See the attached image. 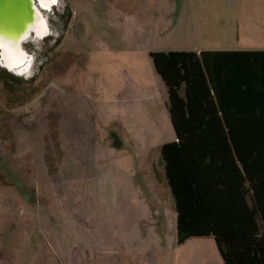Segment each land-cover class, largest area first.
Wrapping results in <instances>:
<instances>
[{
	"label": "rangeland",
	"instance_id": "rangeland-1",
	"mask_svg": "<svg viewBox=\"0 0 264 264\" xmlns=\"http://www.w3.org/2000/svg\"><path fill=\"white\" fill-rule=\"evenodd\" d=\"M44 14L49 33L23 42L32 74L0 67V264L213 258V236L177 241L162 157L177 135L150 52L264 49V0H58Z\"/></svg>",
	"mask_w": 264,
	"mask_h": 264
},
{
	"label": "trees",
	"instance_id": "trees-1",
	"mask_svg": "<svg viewBox=\"0 0 264 264\" xmlns=\"http://www.w3.org/2000/svg\"><path fill=\"white\" fill-rule=\"evenodd\" d=\"M150 55L177 135L162 157L178 243L213 236L225 264H264V49Z\"/></svg>",
	"mask_w": 264,
	"mask_h": 264
},
{
	"label": "water",
	"instance_id": "water-1",
	"mask_svg": "<svg viewBox=\"0 0 264 264\" xmlns=\"http://www.w3.org/2000/svg\"><path fill=\"white\" fill-rule=\"evenodd\" d=\"M37 3L41 6L40 0H0V37L15 42L25 39L27 35H36L34 22ZM3 48L0 43L2 61L5 60ZM25 63L26 61L21 66Z\"/></svg>",
	"mask_w": 264,
	"mask_h": 264
},
{
	"label": "crops",
	"instance_id": "crops-1",
	"mask_svg": "<svg viewBox=\"0 0 264 264\" xmlns=\"http://www.w3.org/2000/svg\"><path fill=\"white\" fill-rule=\"evenodd\" d=\"M187 1H191V2L196 1V2L200 3L203 0H187ZM188 16H189V18H188L189 23H190L191 19L195 20L194 21L195 24H193V26H194L193 28L195 30H198V32H200V33H202L201 30H203V29H204L203 32L208 30L207 28L202 26V23H205V22H204L203 17L200 15L199 12L195 11L193 15H188V13L186 14V12H185V18H187ZM213 30H215V29H213ZM220 30H222V29H220ZM206 49H235V47L233 45H225V44H220V46H206V47L194 45V49H187V50L201 51V50H206ZM153 73H154L155 78H156V84H157V86H159L160 85V78H162V77L157 72L156 68H155V72H153ZM165 102H166L165 113L168 115V111H169L168 105H169V103L166 101V98H165ZM169 114H170V111H169ZM195 252H187L186 254H185V252L183 254L182 253L180 254V252H179L177 254L178 263L179 264H197V263H200V264L201 263L202 264H225L223 256H222L220 250L219 251H216V250L213 251L214 252V253H212L213 254V258L209 257V254H208L209 252H207V250H199V254H198L197 251H195ZM196 257H198L200 261L197 262V260L193 259V261L195 263L192 262L191 258H196Z\"/></svg>",
	"mask_w": 264,
	"mask_h": 264
},
{
	"label": "bare ground",
	"instance_id": "bare-ground-1",
	"mask_svg": "<svg viewBox=\"0 0 264 264\" xmlns=\"http://www.w3.org/2000/svg\"><path fill=\"white\" fill-rule=\"evenodd\" d=\"M41 6L37 3L36 6V18L34 22V28L36 30V35L32 34L30 36L27 35L25 39L23 38L21 41H13L12 39H4L0 37V43L3 45L4 57L9 58V63L22 65L23 62L26 61L24 55L22 53H27L23 48V42L27 40L29 37L34 36L36 38L44 37L49 33V24L47 18L44 14V10L50 9L56 3H48L47 0H40ZM3 62V61H2ZM27 62V61H26Z\"/></svg>",
	"mask_w": 264,
	"mask_h": 264
},
{
	"label": "clouds",
	"instance_id": "clouds-1",
	"mask_svg": "<svg viewBox=\"0 0 264 264\" xmlns=\"http://www.w3.org/2000/svg\"><path fill=\"white\" fill-rule=\"evenodd\" d=\"M26 59V63L21 66L19 64L9 63V58H6L3 63H0V67L7 68L10 72H14L16 75H31L30 69L32 68V57L28 56L27 53H22Z\"/></svg>",
	"mask_w": 264,
	"mask_h": 264
},
{
	"label": "snow or ice",
	"instance_id": "snow-or-ice-1",
	"mask_svg": "<svg viewBox=\"0 0 264 264\" xmlns=\"http://www.w3.org/2000/svg\"><path fill=\"white\" fill-rule=\"evenodd\" d=\"M47 2L54 4V3H56V0H47ZM0 62H2V60H0Z\"/></svg>",
	"mask_w": 264,
	"mask_h": 264
},
{
	"label": "flooded vegetation",
	"instance_id": "flooded-vegetation-1",
	"mask_svg": "<svg viewBox=\"0 0 264 264\" xmlns=\"http://www.w3.org/2000/svg\"><path fill=\"white\" fill-rule=\"evenodd\" d=\"M4 69H6L5 67H3Z\"/></svg>",
	"mask_w": 264,
	"mask_h": 264
}]
</instances>
